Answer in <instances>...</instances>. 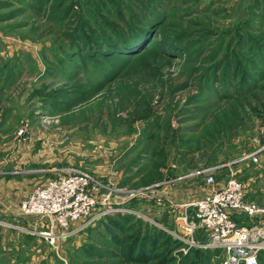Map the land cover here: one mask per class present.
Returning <instances> with one entry per match:
<instances>
[{
    "label": "rangeland",
    "instance_id": "374dc122",
    "mask_svg": "<svg viewBox=\"0 0 264 264\" xmlns=\"http://www.w3.org/2000/svg\"><path fill=\"white\" fill-rule=\"evenodd\" d=\"M144 2L0 0V174L12 175H0V189L19 205L72 168L109 200L113 189L127 197L156 184L54 245L0 227V264H178L163 228H176V204L231 172L246 198L264 203V0H150L144 11L161 23L145 48L87 56L127 28L132 38L128 12L140 17ZM209 167L212 186L201 172ZM34 217L35 231L45 229ZM233 219L248 225L244 214ZM145 230L157 239L143 260L129 244Z\"/></svg>",
    "mask_w": 264,
    "mask_h": 264
},
{
    "label": "built area",
    "instance_id": "2783aa9c",
    "mask_svg": "<svg viewBox=\"0 0 264 264\" xmlns=\"http://www.w3.org/2000/svg\"><path fill=\"white\" fill-rule=\"evenodd\" d=\"M251 159L255 161V156ZM211 169L213 167L201 171L208 186L215 184ZM154 187L156 184L151 183L128 191L127 197L121 195L124 190L116 188L109 200L108 193H99L92 177L72 168L42 182L16 208L20 215L36 216L45 229L35 231L33 227L13 226L1 220L0 226L13 227L30 236L38 234L54 245L58 239L66 240L98 216L126 210L118 206L125 198L149 197ZM151 198L154 202L162 201V197L156 195ZM175 209L181 212L173 219L176 228H163L178 243L177 259L190 249L219 250L218 264H259V259H264V203L246 198L243 183L232 172L219 186L198 198L176 204ZM239 214L247 217L248 225L238 224L233 219Z\"/></svg>",
    "mask_w": 264,
    "mask_h": 264
},
{
    "label": "trees",
    "instance_id": "16d2710c",
    "mask_svg": "<svg viewBox=\"0 0 264 264\" xmlns=\"http://www.w3.org/2000/svg\"><path fill=\"white\" fill-rule=\"evenodd\" d=\"M140 0H138L139 2ZM150 0H146V4H142L141 6H139L140 8L138 9L139 13L141 14L140 17H137L135 11H129L128 14L130 16V19H133L134 21L132 22V30H133V34L132 35V38H128L126 36H128V31H130L129 28L125 29L124 32L122 34H120L119 37H117L115 39L114 36H112V38H107L105 37V39L103 38V42L101 43L102 46H107L109 48V51L108 50H105L103 48L100 47L101 51L99 50V46L98 45H94V46H91L90 50H89V47H88V50L86 51L87 53V56H90L91 53H93V51L95 53H93L92 55H98V53L101 55H105L106 52H112V53H117L119 55H124V56H130V55H134L138 52H140L143 48H145L147 46V44L150 42L149 38H147V34L151 31H153L154 28H156L160 23L161 21L159 19H155V20H151L149 19L151 16H153L154 14L151 13V11H144V7L148 4V2ZM110 5H112V7H117L119 8L116 3L114 1H111L109 2ZM146 14H151L149 16H146ZM126 14V13H124ZM121 16H123V13H120L119 11L116 13V17L117 18H121ZM143 18L142 22L137 25V21L136 19L138 18ZM147 18V19H146ZM120 27L117 26L115 31L117 32V30L119 29ZM112 31V29H110ZM114 33V31H113ZM155 32H153L154 34ZM122 35V36H121ZM129 35H131V31L129 33ZM75 36H78V34H76ZM163 38L165 37L164 35L162 36ZM161 43L163 45H174L172 43V41H170V39H162L161 40ZM91 45V44H90ZM93 49V51H92ZM173 49V48H172ZM94 57V56H93ZM159 177H160V173L157 174ZM149 181H152V179H149L146 183H150ZM140 221V219H139ZM146 224V223H144ZM149 226V225H148ZM151 227L152 231L153 232H158L160 233V236H159V239L162 238V234L164 235L165 233L162 232V230H158L156 229L154 226H149ZM138 236L136 240H133L130 244H129V247L136 249L138 252L140 251L142 254H141V257L143 260H145V258H147V256H144L143 254V251H144V248H150V246L153 244L154 241H156L157 238H155V236L153 234H151L149 232V230H145V233L143 234L142 238L141 236L139 235V232H136ZM166 237H168L166 234H165ZM197 238H200V235H196ZM169 238V237H168ZM168 238H166V240L168 241ZM170 244H172L175 247H177L178 243L173 240L171 237H170ZM168 243V242H166ZM167 245V244H166ZM215 252H218L220 253L219 250L215 249V250H211V249H190L187 254L185 256L182 257V263L183 264H210V260L214 257V253ZM197 254H203L201 257H199L200 259H196V256ZM156 256H159L158 255H154V257ZM159 259V257H158ZM161 259H164V257L160 258V262H163ZM264 261L263 258L259 259V264H262ZM159 262V261H158Z\"/></svg>",
    "mask_w": 264,
    "mask_h": 264
},
{
    "label": "crops",
    "instance_id": "0c3cea01",
    "mask_svg": "<svg viewBox=\"0 0 264 264\" xmlns=\"http://www.w3.org/2000/svg\"><path fill=\"white\" fill-rule=\"evenodd\" d=\"M10 172L5 171L4 173L2 172L0 175L1 176H5V177H9L12 176L11 174H9ZM5 192V190L0 189V195H5L4 199L2 200V202H0V220L1 221H5L13 226H28V227H36V223H35V217L34 216H27V215H19L17 213V205L18 202L20 201L19 199L17 200V198L15 197H11V195H14L16 193H10L8 191L5 192V194L3 193ZM17 196V195H15ZM2 227V226H0ZM4 227H2L1 229H3ZM0 229V231H1ZM11 229H14L13 227H11ZM16 230H12V232H15ZM21 232V231H19ZM17 232L15 233L14 236H12V238H18ZM30 236V235H29ZM179 260H182V257H178ZM182 263V262H181Z\"/></svg>",
    "mask_w": 264,
    "mask_h": 264
}]
</instances>
